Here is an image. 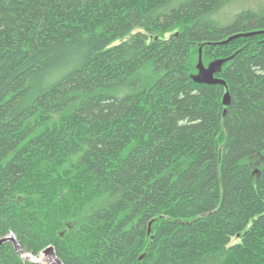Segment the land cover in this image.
Listing matches in <instances>:
<instances>
[{
  "label": "trees",
  "instance_id": "16d2710c",
  "mask_svg": "<svg viewBox=\"0 0 264 264\" xmlns=\"http://www.w3.org/2000/svg\"><path fill=\"white\" fill-rule=\"evenodd\" d=\"M238 1L0 0V238L264 264V8ZM201 52L227 86L195 80ZM0 264L42 263L6 241Z\"/></svg>",
  "mask_w": 264,
  "mask_h": 264
},
{
  "label": "water",
  "instance_id": "95a60500",
  "mask_svg": "<svg viewBox=\"0 0 264 264\" xmlns=\"http://www.w3.org/2000/svg\"><path fill=\"white\" fill-rule=\"evenodd\" d=\"M256 32H261V31H252V32H248V33L234 34V35L230 36L227 40H224L223 42H228L229 40L234 39V38H236L238 36L249 35L251 33H256ZM201 55H202V52L200 54V64H199L200 73L197 74L194 77L195 80L206 82V83H223V84H225V86H227V81L225 79L219 78V77L216 76V71L221 68V66L223 65L225 60L224 59L216 60L215 62L210 64L209 67H205L202 64ZM230 101H231L230 91H226V93L224 95V103L226 105H229ZM149 231H151V225H150ZM6 241H12L14 243V245H15V248L18 250V252L23 257L30 258V259H32L34 261L40 262L42 264H45L44 261H43L42 255L41 256H36V255H33V254L25 253L21 249L20 243H19V241H18V239H17L15 234L12 233L9 236H5V237L0 238V245L3 244ZM49 251L53 252V254L51 256H49V258H48V259L51 260L52 264H63L61 258L57 255L54 246H49L48 248H46L44 250V254L48 253ZM143 257H144V254L140 258H143Z\"/></svg>",
  "mask_w": 264,
  "mask_h": 264
},
{
  "label": "rangeland",
  "instance_id": "374dc122",
  "mask_svg": "<svg viewBox=\"0 0 264 264\" xmlns=\"http://www.w3.org/2000/svg\"><path fill=\"white\" fill-rule=\"evenodd\" d=\"M243 7H252L257 10L264 8V0H240L238 1L237 9L240 10ZM240 237H235L234 241H238Z\"/></svg>",
  "mask_w": 264,
  "mask_h": 264
},
{
  "label": "bare ground",
  "instance_id": "6f19581e",
  "mask_svg": "<svg viewBox=\"0 0 264 264\" xmlns=\"http://www.w3.org/2000/svg\"><path fill=\"white\" fill-rule=\"evenodd\" d=\"M52 254H53V252L49 251L48 253H45V254L42 255L43 261H44L45 264H52L51 260L48 259L49 256H51Z\"/></svg>",
  "mask_w": 264,
  "mask_h": 264
}]
</instances>
